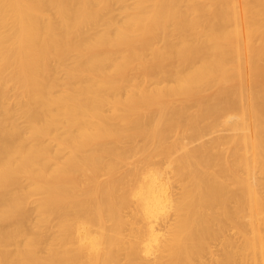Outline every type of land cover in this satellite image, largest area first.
<instances>
[{
  "label": "bare ground",
  "instance_id": "bare-ground-1",
  "mask_svg": "<svg viewBox=\"0 0 264 264\" xmlns=\"http://www.w3.org/2000/svg\"><path fill=\"white\" fill-rule=\"evenodd\" d=\"M0 264H264V0H0Z\"/></svg>",
  "mask_w": 264,
  "mask_h": 264
}]
</instances>
